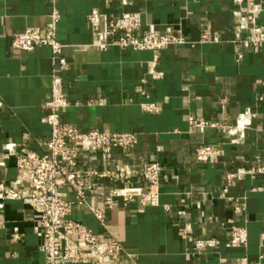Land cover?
I'll return each mask as SVG.
<instances>
[{
    "label": "crops",
    "instance_id": "obj_1",
    "mask_svg": "<svg viewBox=\"0 0 264 264\" xmlns=\"http://www.w3.org/2000/svg\"><path fill=\"white\" fill-rule=\"evenodd\" d=\"M52 4L0 0V182L15 190L29 188L28 172L17 167L5 146L14 145L18 153L45 151L50 128L41 119L50 95L51 53L46 47L14 50L12 35L44 27ZM256 4L258 28L264 31V0ZM55 7L57 40L69 65L62 73L67 107L61 125L80 133L135 135L131 149L113 150L106 160L78 147L77 175L91 190L86 207H72L67 219L83 224L98 241L117 240L123 252L117 260L107 256L101 263L75 264H129L126 254L136 264H220L221 259L233 263L242 258L247 264H264V45L253 52L234 41L238 17L233 0H57ZM93 9L108 18L138 14L143 32L180 33L192 44L169 46L156 68L150 52L100 51L89 46L87 17ZM205 30L218 34L220 41L198 43ZM249 33L243 31L242 37ZM155 73L160 78L154 79ZM144 104L155 109L146 111ZM246 111L255 117L238 144H230L219 129L199 133L187 122L194 116L233 126ZM203 144L218 148L210 163L195 161L194 149ZM149 162L161 166L159 197L156 205L142 206L147 184L140 169ZM119 169L136 196L127 207L119 199L106 209L100 227L89 207H102L112 189L125 185L114 178L95 181L85 172L114 175ZM230 174L234 177L227 183ZM237 206L245 210L234 214ZM36 219L27 203L3 202L0 264H44L41 237L33 231ZM231 227L245 230L244 247L225 246ZM13 235L19 241L12 242ZM197 241H213L214 247L197 248Z\"/></svg>",
    "mask_w": 264,
    "mask_h": 264
},
{
    "label": "built area",
    "instance_id": "obj_2",
    "mask_svg": "<svg viewBox=\"0 0 264 264\" xmlns=\"http://www.w3.org/2000/svg\"><path fill=\"white\" fill-rule=\"evenodd\" d=\"M53 3L48 23L41 28H29L21 33L13 34L11 48L20 52H30L38 47H46L51 53V87L48 101L45 103L46 115L42 123L50 128V136L45 143L42 155L36 153H18L13 150L14 145L5 146V150L15 157L19 169L28 172L27 190H15L0 182V209L5 201H22L27 203L37 214L33 231L41 237L39 250L43 255L44 264H75V263H101L105 257L117 260L123 249L120 243L110 238L107 241H98L96 235L83 224L67 219L72 207H86V195L91 190L77 175L78 147L83 146L88 153L98 154L102 160L109 158L113 150L127 151L135 145L133 133H102L97 130L80 133L74 128L61 125V112L67 107L64 96V79L62 73L68 70V63L62 55V44L57 40V24L59 14ZM234 14L238 23L234 28V41L242 50L257 52L264 45V31L258 28V14L260 7L256 0H233ZM87 22L90 27L91 42L89 46L100 51L111 47L131 49L152 54V65L158 67L161 53L171 45L192 44L185 40L180 33L167 31L164 34L143 32L138 14L125 13L121 16L108 18L106 15L93 9ZM249 30L247 37L242 32ZM220 37L216 33L205 30L198 43H218ZM242 53H237L241 59ZM160 73L153 75L160 78ZM145 83L144 80L141 81ZM145 94V93H143ZM2 106L0 100V107ZM146 111L154 110V105L144 104ZM255 114L246 111L233 126L223 124L222 121H208L202 118L189 116V126L204 133L207 129L215 128L221 131L223 138L230 144H238L244 138L247 129ZM218 154L216 145H199L194 149V158L198 163H210ZM4 163H0L3 166ZM259 172L262 168L258 169ZM161 166L157 162L144 163L140 175L147 184L146 192L141 194V205H156L159 197V175ZM85 176L95 179L114 178L124 187L112 189L104 199L102 207H89V212L100 227L105 226V210L119 199L124 207L135 198V194L128 191V178L123 169L114 175L109 172L88 171ZM234 175H227L226 181L230 183ZM228 191L227 186L223 193ZM71 196V198L69 197ZM244 207H235L234 214L244 211ZM19 235H13L11 241H19ZM247 243V234L244 229L231 227L229 239L225 243L227 248L244 247ZM78 244L86 249L79 250ZM197 248H213V241H197ZM129 264H136L132 255L126 254ZM264 257V253L260 258ZM220 264H247L246 258L228 263L221 259Z\"/></svg>",
    "mask_w": 264,
    "mask_h": 264
}]
</instances>
